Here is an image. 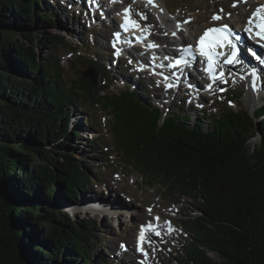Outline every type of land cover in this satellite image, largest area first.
<instances>
[{
	"label": "trees",
	"instance_id": "trees-1",
	"mask_svg": "<svg viewBox=\"0 0 264 264\" xmlns=\"http://www.w3.org/2000/svg\"><path fill=\"white\" fill-rule=\"evenodd\" d=\"M43 3L0 0V264H108L94 220L55 204L100 184L73 157L70 107L88 102L111 113L113 148L145 187L195 202L199 215L182 220L194 237L181 264H264V105L254 116L227 106L192 120L180 101L165 112L133 86L108 92L115 77L99 51L89 60L100 85L63 86L60 58L41 63L36 53L64 43L41 33L55 24Z\"/></svg>",
	"mask_w": 264,
	"mask_h": 264
},
{
	"label": "rangeland",
	"instance_id": "rangeland-1",
	"mask_svg": "<svg viewBox=\"0 0 264 264\" xmlns=\"http://www.w3.org/2000/svg\"><path fill=\"white\" fill-rule=\"evenodd\" d=\"M65 1L67 3L63 0H44L43 8L45 9L39 10L42 11L40 13L50 16L55 23L41 30L43 36L58 35L64 39V43L51 49V42L48 40L47 45L36 52L41 63L50 57L60 58V66L64 69L63 86L70 87L72 80H80L84 72L92 70L89 59L96 58L93 52L99 51L107 69L115 77L112 79V85L110 82L108 92L133 86L142 90L143 97L161 110L165 112L169 108L170 111L176 110V106L168 105V98H166L168 93H161L160 86L150 80L144 71L138 70L137 67L133 68L127 58L125 62L120 63L113 59L112 32L109 22L95 28L91 20L82 11H78V6L74 4L77 0ZM121 1L124 5L114 7L111 12V21L114 20L116 25L125 6L136 7L137 5V15L142 14L153 21L154 28L163 31L162 36H168L169 29L175 31L178 20L182 22V25H190L189 28L193 32L189 33L188 30L182 32L183 44L186 45L193 44L191 34H203L205 29L221 23H230L236 27L244 25L252 11L263 3L262 0H255V3L250 2L249 5H243V0H157L161 8L159 13L151 12V10L150 13L144 11L147 10L144 5L135 4V0ZM109 2L111 3V0ZM112 3H114L113 0ZM86 6L89 8V5ZM213 17H219V19H213ZM87 35H90L91 39L89 44ZM176 47H174L175 52L178 49V46ZM77 57H81L82 60H76ZM99 76L98 74V78ZM201 80L204 85L202 90H205V78ZM100 82L101 78L98 79L97 85H100ZM226 93L223 96L217 95L205 99L207 102L204 105L195 102L192 104L193 108L198 112L206 111L208 115L221 113L225 107L229 106L228 97H232L231 99H235L234 106L231 105L233 110H246L252 114L255 109L264 104V93L257 99L251 95L247 83L242 81L231 83ZM234 93L237 98L233 96ZM184 104L187 109V102ZM83 108L79 109L76 105L70 107L73 117L69 127L79 133L76 142H72V146H77L79 149L73 157L84 162L86 167L89 166L91 175L100 184L93 186L92 191L89 189L82 191L76 204H69L63 199L58 200L55 203L56 206L68 214L76 215L80 220L84 218L94 220L97 234L105 242L103 245L109 248L105 260L108 264H141V256L136 248L140 224L145 222L152 224L157 221V216L164 218L166 224V220L169 219L173 221V228L170 231L173 236L167 235L165 229L162 231V240L154 243L149 264L183 263L181 255L186 253L185 249L194 236L186 233L182 220L199 215L195 202L184 200L178 203L175 199L168 197V194L160 187L152 190L145 187L140 174L126 166L122 157L113 148V138L110 133L111 113L101 106L94 105L93 102L86 103ZM184 112L190 114L193 117L192 120L196 119V113H189L187 110ZM86 119L91 123L90 125L87 124ZM258 142L259 136L254 139V143ZM105 152L109 154L108 160L101 161L100 158H104ZM148 207L153 209L152 213L147 211ZM127 247L129 250L125 251ZM211 255L215 260L218 259L215 254Z\"/></svg>",
	"mask_w": 264,
	"mask_h": 264
},
{
	"label": "snow or ice",
	"instance_id": "snow-or-ice-1",
	"mask_svg": "<svg viewBox=\"0 0 264 264\" xmlns=\"http://www.w3.org/2000/svg\"><path fill=\"white\" fill-rule=\"evenodd\" d=\"M115 2V0H113ZM146 3H152V0H146ZM141 18L145 19L141 14ZM213 19H219V17H213ZM256 20L258 21L257 23H253V21ZM248 25L249 27L246 28L245 30L248 31L251 34L256 35L260 39L264 40V8H258L255 13H253V16L249 18L248 20ZM123 27L127 30L128 28H138L139 25L137 24L136 21H133L130 19V9L125 10V21ZM255 30V31H254ZM228 32L227 26H224L223 28H211L208 29L204 35L200 38V54L202 56H205L208 60V67L207 71L209 72L211 78L213 81L217 79V76L214 75V65L218 61V54L215 52V48L217 47H222L225 44H228L230 48L233 49V51L230 53L232 59L231 60H226V63H233L238 59V56L235 52V45L231 44L228 36L226 33ZM154 46V45H153ZM185 52L190 53L191 48L184 49ZM183 62V61H182ZM219 79L223 80V76L221 75ZM171 85H169L170 87ZM253 90L255 91V82L253 81L252 84ZM157 221L159 218H156ZM170 227V225H169ZM154 231L155 235H160L158 230H154L151 225L148 226V228H141V233L139 240L141 243L145 241L147 238V233ZM150 243V241H149Z\"/></svg>",
	"mask_w": 264,
	"mask_h": 264
},
{
	"label": "bare ground",
	"instance_id": "bare-ground-1",
	"mask_svg": "<svg viewBox=\"0 0 264 264\" xmlns=\"http://www.w3.org/2000/svg\"><path fill=\"white\" fill-rule=\"evenodd\" d=\"M74 1V0H73ZM136 2H135V4H141V5H144V8H149L150 10H151V12H155V13H159V10L161 9L160 8V6L158 5L156 8H153V7H150L149 5H147L146 3H143L142 2V0H135ZM155 0H152V3L154 2ZM255 0H250V2H254ZM86 6V5H85ZM126 7V6H125ZM124 7V8H125ZM155 15V14H154ZM159 16V15H158ZM160 16H162V15H160ZM109 18V17H108ZM100 24H104V21H102V20H100V19H98L97 20ZM178 26H182V24H181V22L180 21H178ZM138 25H139V27H140V25H141V22H138L137 23ZM222 24V23H221ZM220 24V25H221ZM183 26H184V29H186V30H188L189 32H193L192 30H190V28H189V26L190 25H187V24H183ZM219 26V25H218ZM139 27H138V29H139ZM210 27V26H209ZM207 29H211V28H207ZM206 29V30H207ZM191 35H193L194 36V38L196 37V35H197V37H196V40H198V38L200 37V36H202V35H199V34H196V35H194V33L193 34H191ZM180 37H182V35L180 34ZM159 42L160 43H163V44H165L166 46H167V48H165V49H163V51H162V53L159 55V58H158V62L159 63H162V64H164L165 63V61L167 60V59H169V57H171L172 55H174V54H176V52L174 51V47H176V43H174V42H170V39L168 38V37H162V38H160L159 39ZM135 58H136V60H145L144 59V57H140L139 55H137V56H135ZM260 78H262L263 80H264V76H262V75H260ZM188 79H190L189 81H185V82H183V84H182V86L183 85H185V84H188V83H191V84H195L196 83V79L193 77V75L192 74H190V75H188ZM259 79V78H258ZM251 80H253L254 81V79L253 78H251ZM257 91L258 92H261L262 90H261V88H257ZM190 96H193V94H190ZM195 96V95H194ZM235 97V96H234ZM235 98H237V97H235ZM160 101V100H159ZM236 105V104H235ZM88 123V122H87ZM187 177V176H186ZM94 208V207H93ZM91 209H92V207H91ZM155 223H153V224H150L151 226L152 225H154Z\"/></svg>",
	"mask_w": 264,
	"mask_h": 264
},
{
	"label": "water",
	"instance_id": "water-1",
	"mask_svg": "<svg viewBox=\"0 0 264 264\" xmlns=\"http://www.w3.org/2000/svg\"><path fill=\"white\" fill-rule=\"evenodd\" d=\"M83 77L85 78V79H89V80H91L92 81V83L93 84H97L98 83V75H97V72L94 70V69H90V70H88L87 72H84V74H83ZM252 116H254L253 114H252ZM60 189H62L63 187H61V186H58ZM75 217H77L76 215H75ZM23 257H24V252H23V250H21V252L19 253V259L23 262Z\"/></svg>",
	"mask_w": 264,
	"mask_h": 264
}]
</instances>
